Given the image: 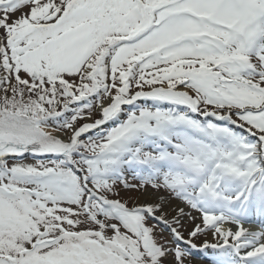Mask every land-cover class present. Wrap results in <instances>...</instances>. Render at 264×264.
Segmentation results:
<instances>
[{
	"label": "snow or ice",
	"instance_id": "snow-or-ice-1",
	"mask_svg": "<svg viewBox=\"0 0 264 264\" xmlns=\"http://www.w3.org/2000/svg\"><path fill=\"white\" fill-rule=\"evenodd\" d=\"M264 264V0H0V264Z\"/></svg>",
	"mask_w": 264,
	"mask_h": 264
},
{
	"label": "bare ground",
	"instance_id": "bare-ground-1",
	"mask_svg": "<svg viewBox=\"0 0 264 264\" xmlns=\"http://www.w3.org/2000/svg\"><path fill=\"white\" fill-rule=\"evenodd\" d=\"M194 264H207V262L203 260H198V261H195Z\"/></svg>",
	"mask_w": 264,
	"mask_h": 264
},
{
	"label": "rangeland",
	"instance_id": "rangeland-1",
	"mask_svg": "<svg viewBox=\"0 0 264 264\" xmlns=\"http://www.w3.org/2000/svg\"><path fill=\"white\" fill-rule=\"evenodd\" d=\"M198 261V260H197ZM204 261V260H203Z\"/></svg>",
	"mask_w": 264,
	"mask_h": 264
}]
</instances>
